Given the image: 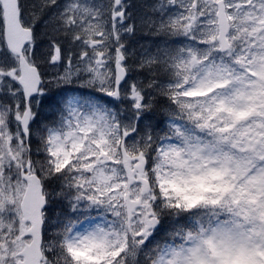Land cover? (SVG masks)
Segmentation results:
<instances>
[{
    "label": "snow or ice",
    "instance_id": "6c2138e0",
    "mask_svg": "<svg viewBox=\"0 0 264 264\" xmlns=\"http://www.w3.org/2000/svg\"><path fill=\"white\" fill-rule=\"evenodd\" d=\"M0 264H264V0H0Z\"/></svg>",
    "mask_w": 264,
    "mask_h": 264
},
{
    "label": "trees",
    "instance_id": "16d2710c",
    "mask_svg": "<svg viewBox=\"0 0 264 264\" xmlns=\"http://www.w3.org/2000/svg\"><path fill=\"white\" fill-rule=\"evenodd\" d=\"M24 3L26 4V5H30L31 3H32V0H24ZM44 68H42V70H43Z\"/></svg>",
    "mask_w": 264,
    "mask_h": 264
}]
</instances>
